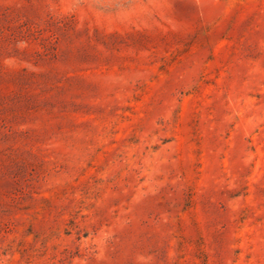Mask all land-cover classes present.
<instances>
[{"label":"rangeland","instance_id":"1","mask_svg":"<svg viewBox=\"0 0 264 264\" xmlns=\"http://www.w3.org/2000/svg\"><path fill=\"white\" fill-rule=\"evenodd\" d=\"M0 264H264V0H0Z\"/></svg>","mask_w":264,"mask_h":264}]
</instances>
